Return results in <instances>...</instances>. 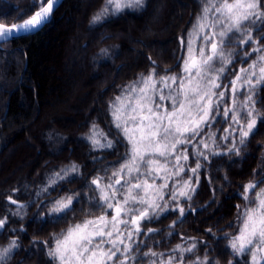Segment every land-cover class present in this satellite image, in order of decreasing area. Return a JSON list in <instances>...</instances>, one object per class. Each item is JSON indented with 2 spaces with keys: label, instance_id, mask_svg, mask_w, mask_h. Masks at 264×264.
Returning <instances> with one entry per match:
<instances>
[{
  "label": "trees",
  "instance_id": "obj_1",
  "mask_svg": "<svg viewBox=\"0 0 264 264\" xmlns=\"http://www.w3.org/2000/svg\"><path fill=\"white\" fill-rule=\"evenodd\" d=\"M105 3L106 0H64L44 29L1 45L0 219L6 216L8 219L5 230L0 232V248L7 247L11 240L18 244L4 264H56L48 256L45 242L55 247L53 236L83 221L86 217L81 210L86 213L88 206L77 204V212L69 215L66 221L56 223L49 219L45 223L42 218L49 209L40 205L78 190L86 198L85 181L90 183L100 174L99 169L117 164L124 156L125 147L120 144L118 151L92 150L86 137L93 123L104 131L111 129V139H124L111 125L109 103L123 88L141 75L146 76L153 67L152 61L161 74L165 71L182 74L180 40L181 37L188 40L204 7L203 0H145V6L140 10H125L103 23L92 24V17ZM33 4L34 0H0V22H23L39 9V0H35V7ZM175 6L183 9L179 16L175 14ZM261 7L264 8V0H261ZM125 21L133 28L132 39L124 35L129 29L124 26ZM257 25V29L264 27L259 22ZM253 36L264 37V31L254 30ZM133 46L134 51L131 50ZM69 50L72 55L67 56ZM227 51L240 52L235 67L230 66L232 72L244 53L240 49ZM93 70L96 73H92ZM256 99L257 108L264 112V91L259 92ZM65 103L69 104L68 111L60 106ZM51 118L54 124L48 123ZM221 134L222 131L218 133ZM54 135H58L63 144L51 152ZM29 141L34 146H30ZM220 144L221 152L227 151L226 145L230 146L225 141ZM263 146L264 126H259V134L250 139L239 156L233 152L211 156L209 161H204L193 199L185 200L177 193L180 204L186 209L182 223L169 229V225L180 218L178 209L164 213L151 223L142 222L146 224L144 232L149 227L158 231L138 238L146 242V246L141 245L140 258L143 259V253L150 248L156 253H167L176 245L188 247L195 243V252L185 254L191 255V260L203 257L207 252L216 264H229V260L233 264L249 261L250 256L231 254L225 234L235 233L237 205L244 203L240 197L242 187L250 180L264 176L254 177L255 173L261 172L258 167ZM94 157L98 159L94 160ZM72 163L80 166L81 175L76 183L62 182V189L47 196V200L44 199L46 194L37 196L50 175ZM188 164L194 168V159L190 157ZM186 175L192 174L187 172ZM108 176H111V170ZM180 187L177 185L178 189ZM9 197L26 205L19 210L20 215L14 214L17 205L10 203ZM175 204L176 201H171L172 206ZM100 214L97 211L93 215ZM170 231L172 235H169Z\"/></svg>",
  "mask_w": 264,
  "mask_h": 264
},
{
  "label": "snow or ice",
  "instance_id": "obj_2",
  "mask_svg": "<svg viewBox=\"0 0 264 264\" xmlns=\"http://www.w3.org/2000/svg\"><path fill=\"white\" fill-rule=\"evenodd\" d=\"M58 3L59 0H40L39 9L28 19L21 17L22 23L0 24V44L21 33L37 32L48 22ZM203 3L188 40L183 37L180 40L182 74L167 71L161 74L152 61L153 67L146 76L141 75L123 88L109 103L111 125L124 139H111V129L104 131L93 123L86 137L92 150L118 151L120 144L125 147L124 156L117 164L99 169L100 174L90 183L85 181L86 198L78 190L40 205L49 209L42 218L45 223L49 219L56 223L66 221L77 212V204L88 206L86 213L81 210L86 217L83 221L53 236L55 247L45 242L48 256L56 264H186V261L216 264L207 252L195 260H191V255L186 256L195 252V243L188 247L177 245L166 258L164 253L150 248L141 259V245L146 246V242L138 239L158 231L149 227L144 232L143 221L151 223L169 211L178 209L180 213L179 220H174L169 229L182 223L186 209L177 193L185 200L193 199L200 183V170L205 167L203 162L211 156L233 152L239 156L250 139L259 134V126H264V112L257 108L256 99L264 91V37L253 36L254 30L264 31V27H254L257 22L264 25L261 0H203ZM144 6L145 0H106L92 17V24ZM227 49H240L244 53L241 64L248 59L252 62L246 68L241 67L238 73L231 72L230 66L235 67L240 52ZM229 74L234 78L225 83ZM220 141L230 144L226 145V152L219 150ZM190 157L195 161L194 168L188 164ZM109 170L111 176H108ZM187 172L192 175L187 176ZM262 174L264 169L254 177ZM80 175V166L72 163L50 175L37 196L46 194L47 200V196L62 189V182L76 183ZM261 184L264 176L243 186L240 197L244 203L237 205L238 231L225 234L233 256H250L245 264H264V188ZM177 185L181 187L178 189ZM171 201H176L175 206ZM9 202L17 205L16 215L26 207L11 197ZM97 211L101 214L94 216ZM7 219V216L0 219V232L5 230ZM172 234L170 231L169 235ZM17 247L16 240H11L7 247L0 248V264ZM229 264H233L232 260Z\"/></svg>",
  "mask_w": 264,
  "mask_h": 264
},
{
  "label": "rangeland",
  "instance_id": "obj_3",
  "mask_svg": "<svg viewBox=\"0 0 264 264\" xmlns=\"http://www.w3.org/2000/svg\"><path fill=\"white\" fill-rule=\"evenodd\" d=\"M176 1H180V0H176ZM39 2H40V0H39ZM175 10H176V13L175 14H182L183 13V9H181V7H179V6H175ZM178 15V16H179ZM124 26H126V27H128L129 29L127 30L126 28V30L124 31V35L126 36V37H129V38H133V28H132V26H131V24L129 23V22H127V21H125L124 22ZM258 27V25L255 27V28H257ZM131 38V39H132ZM253 47H255V45H253ZM131 50L132 51H134L135 50V47L133 46V47H131ZM250 52H251V50H250ZM70 55H72V51H68L67 52V56H70ZM187 55V52H186V50H185V56ZM244 55V54H243ZM74 57L75 56H73V60H74ZM255 57V53H253V57L252 58H254ZM252 62V60H250L248 63H247V65L246 66H244L243 64H239L234 70H232V72H239V70H240V68L241 67H247L248 66V64H250ZM79 67L81 68V70H83V66L82 65H79ZM67 68H68V70L70 71L71 70V74H73L74 73V71L71 69V67H69V66H67ZM95 71L93 70L92 71V73H94ZM92 73H90L89 75H88V78H90L91 77V75H92ZM96 73V72H95ZM234 78V76H232L231 74L228 76V80H227V82L226 83H228L231 79H233ZM77 89V88H76ZM78 90V89H77ZM76 90H74V92H75ZM228 95H229V97H231V91H230V89H229V92H228ZM229 105L231 104V99H229ZM68 105L69 104H67V103H65V104H60V106H64V107H66L65 108V110L66 111H68ZM48 123L50 124H54V119L53 118H51V119H49L48 120ZM51 140H52V146H51V150H49V151H51V152H53V151H56L62 144H63V141L61 140V138L58 136V135H54V136H52L51 137ZM29 145L30 146H34L33 145V143H31V141H29ZM42 152H43V150H41ZM259 167H258V171H261L263 168H264V146H263V150H262V155L260 156V159H259ZM243 188V187H242ZM262 188H264V186L262 187ZM235 222H236V224H237V220H235ZM235 227H236V225H235ZM238 231V228L236 227V229H235V231L234 232H237ZM180 245V244H179ZM177 246V245H176ZM176 246L173 248V249H175L176 248ZM182 246V245H181ZM191 246V245H190ZM173 249L171 250V251H169V252H165L164 254H165V258L167 257V255L168 254H171L172 253V251H173ZM176 255L177 256H179L180 255V253H176ZM249 260H250V257H249Z\"/></svg>",
  "mask_w": 264,
  "mask_h": 264
},
{
  "label": "water",
  "instance_id": "obj_4",
  "mask_svg": "<svg viewBox=\"0 0 264 264\" xmlns=\"http://www.w3.org/2000/svg\"><path fill=\"white\" fill-rule=\"evenodd\" d=\"M63 2H64V0H59V3L58 4H56V6H55V8H54V11H53V13L51 14V17H50V19L48 20V22L45 24V25H43L38 31H40V30H42V29H44L52 20H53V17H54V15H55V13L58 11V9L62 6V4H63ZM22 23V22H21ZM0 24H4V25H6V26H11V25H13L14 23H4V22H0ZM17 24V23H16ZM37 31V32H38ZM34 33H36V32H32V33H21L20 35H19V37H17V38H14L13 40H15V39H18V38H22V37H26V36H29V35H31V34H34ZM12 41V40H11ZM7 43V42H6ZM1 45L2 44H0V49H1Z\"/></svg>",
  "mask_w": 264,
  "mask_h": 264
}]
</instances>
